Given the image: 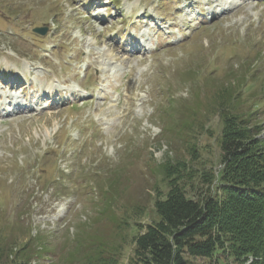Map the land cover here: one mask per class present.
Segmentation results:
<instances>
[{
  "label": "rangeland",
  "instance_id": "obj_1",
  "mask_svg": "<svg viewBox=\"0 0 264 264\" xmlns=\"http://www.w3.org/2000/svg\"><path fill=\"white\" fill-rule=\"evenodd\" d=\"M223 96L264 140V0H0V264H128L159 165L220 169Z\"/></svg>",
  "mask_w": 264,
  "mask_h": 264
},
{
  "label": "trees",
  "instance_id": "obj_2",
  "mask_svg": "<svg viewBox=\"0 0 264 264\" xmlns=\"http://www.w3.org/2000/svg\"><path fill=\"white\" fill-rule=\"evenodd\" d=\"M224 102V96L217 101L220 169L198 173L195 194L188 196L193 168L185 161L159 165L167 192L154 201L149 222L135 224L128 264H264V140L250 114H233ZM106 215L116 227L126 226L116 213ZM82 243L72 254H83L66 263L118 264L115 247L98 239Z\"/></svg>",
  "mask_w": 264,
  "mask_h": 264
},
{
  "label": "water",
  "instance_id": "obj_3",
  "mask_svg": "<svg viewBox=\"0 0 264 264\" xmlns=\"http://www.w3.org/2000/svg\"><path fill=\"white\" fill-rule=\"evenodd\" d=\"M33 32H35L39 35H43V34H45V29L44 28H36L33 30Z\"/></svg>",
  "mask_w": 264,
  "mask_h": 264
}]
</instances>
